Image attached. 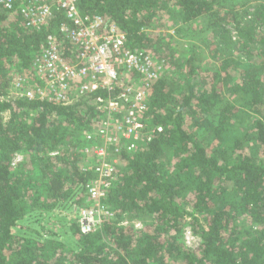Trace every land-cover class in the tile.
Masks as SVG:
<instances>
[{"label":"trees","instance_id":"16d2710c","mask_svg":"<svg viewBox=\"0 0 264 264\" xmlns=\"http://www.w3.org/2000/svg\"><path fill=\"white\" fill-rule=\"evenodd\" d=\"M247 1L78 0L82 16H102L124 32L128 50L165 60L144 116L148 130L162 132L122 155L101 201L112 218L86 235L72 223L78 251L13 230L78 191L75 208L85 207L82 186L95 175L81 132L93 129L94 107L8 96L11 73L29 69L63 15L28 30L0 6V264H264V5L245 21ZM198 21L205 48L190 45L185 61L173 36L155 33ZM246 97L248 107H239ZM17 154L26 159L12 167ZM124 218L143 226L124 227ZM186 226L201 241L194 250L182 242Z\"/></svg>","mask_w":264,"mask_h":264},{"label":"built area","instance_id":"2783aa9c","mask_svg":"<svg viewBox=\"0 0 264 264\" xmlns=\"http://www.w3.org/2000/svg\"><path fill=\"white\" fill-rule=\"evenodd\" d=\"M77 3L0 0L2 9L17 14L28 30L39 31L57 14L63 15L29 69L19 66L20 73L12 76L8 96L63 106L86 101L94 107L93 129L81 132L87 143L82 153L94 162L95 175L82 186L93 205L77 209L80 233L86 235L113 216L101 201L115 182L122 155L135 152L162 132L161 127L148 130L144 116L149 92L164 74L165 60L128 50L124 32L102 16H82ZM21 160L15 155L12 167ZM87 169L82 167L84 172Z\"/></svg>","mask_w":264,"mask_h":264},{"label":"rangeland","instance_id":"374dc122","mask_svg":"<svg viewBox=\"0 0 264 264\" xmlns=\"http://www.w3.org/2000/svg\"><path fill=\"white\" fill-rule=\"evenodd\" d=\"M247 2L249 7L247 11L250 15H248L247 18H243L245 19V21H249V19H251V14L255 12L256 6L264 5V0H248ZM204 24V21H198L185 27H179L178 33H176L169 26H167L168 29L165 28L164 30L156 27L155 33H169L171 36H173L174 40H176V58L181 57L182 61H185L188 59L185 56L191 53H188L190 45H197L202 49L205 48V45L203 44L205 43V39L208 35L206 33H203ZM260 30L264 31V26L260 27ZM231 35L233 38L237 39V34L234 30L231 31ZM196 51L199 50L196 49ZM201 66L204 69L209 67V61L205 60L204 63H201ZM20 71V67L17 66L16 69H14V71L11 73V75L13 76L16 73L18 74L20 73ZM230 74L233 81H236L239 78V72L237 73L231 71ZM249 102L250 98L246 97L236 103H238L239 107L246 109ZM19 155L22 156V160L18 164L24 163L26 159L25 156L22 154ZM78 194L79 191L76 192L69 200L59 203L51 212L45 213L36 211L29 215H26L19 222L18 227L13 230V233L30 240L40 242H44L47 240H57L62 242L66 247H69L74 251H78L79 246L75 238L72 236L70 230L72 223L77 222L78 219L77 209L79 208H75V200L77 199ZM83 205H85V207H91L93 205V202L86 200ZM121 225L124 227H133L135 230H139L142 228L143 223L140 220L124 218ZM187 232H190V234L188 235ZM182 242L188 249L191 250L199 247L201 243L199 237L194 232H192L190 226H186L184 228L182 233Z\"/></svg>","mask_w":264,"mask_h":264}]
</instances>
